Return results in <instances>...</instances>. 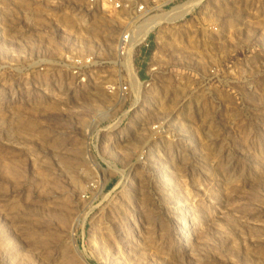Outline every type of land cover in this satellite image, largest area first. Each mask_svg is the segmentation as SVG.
I'll return each instance as SVG.
<instances>
[{
    "label": "rangeland",
    "instance_id": "374dc122",
    "mask_svg": "<svg viewBox=\"0 0 264 264\" xmlns=\"http://www.w3.org/2000/svg\"><path fill=\"white\" fill-rule=\"evenodd\" d=\"M85 1L0 0V264H264V0L177 9L126 91Z\"/></svg>",
    "mask_w": 264,
    "mask_h": 264
},
{
    "label": "built area",
    "instance_id": "2783aa9c",
    "mask_svg": "<svg viewBox=\"0 0 264 264\" xmlns=\"http://www.w3.org/2000/svg\"><path fill=\"white\" fill-rule=\"evenodd\" d=\"M179 0H86V7L91 10H105L124 18L126 26L124 31L119 35L116 41L117 61L116 65L122 68L124 75L118 82L123 84L120 87L121 91L128 90L131 83H146L149 85V79L151 74L148 70V61L146 69H138L135 67V53L138 46L143 45L147 49L150 48L149 39L154 34L157 27H153L148 30L150 19H153L156 15L162 12H174L178 6L186 5L184 9H179L178 12H185L187 16L193 6L201 0H189L183 4L176 6H170ZM170 6L169 10H166ZM187 12V13H186ZM167 23V22H166ZM138 36H142L139 40ZM156 42V38L153 37ZM129 60L132 67L136 69L133 74H130L125 67V63ZM83 81H86V76L82 77Z\"/></svg>",
    "mask_w": 264,
    "mask_h": 264
},
{
    "label": "bare ground",
    "instance_id": "6f19581e",
    "mask_svg": "<svg viewBox=\"0 0 264 264\" xmlns=\"http://www.w3.org/2000/svg\"><path fill=\"white\" fill-rule=\"evenodd\" d=\"M177 9H184L182 6L180 7V6H178L177 7ZM178 12H176L175 14H177ZM170 14V12L169 13H163V14H160V15H157V16H155L153 19H151V22H150V24H149V28H148V30H150L151 28H153V27H156V26H161L163 23H164V21L165 20H167L170 16L172 17V14L171 15H169ZM170 20V19H169ZM168 21V20H167ZM138 39L139 40H141L142 39V36H138ZM126 65H128V64H126ZM126 67V66H125ZM132 67V66H131ZM135 69V68H134ZM127 70V69H126ZM132 70V69H131ZM135 71H136V69H135ZM133 73V72H132ZM131 73V74H132Z\"/></svg>",
    "mask_w": 264,
    "mask_h": 264
},
{
    "label": "crops",
    "instance_id": "0c3cea01",
    "mask_svg": "<svg viewBox=\"0 0 264 264\" xmlns=\"http://www.w3.org/2000/svg\"><path fill=\"white\" fill-rule=\"evenodd\" d=\"M149 43H150V48H152L155 45L156 42L154 41L153 37L149 39Z\"/></svg>",
    "mask_w": 264,
    "mask_h": 264
}]
</instances>
